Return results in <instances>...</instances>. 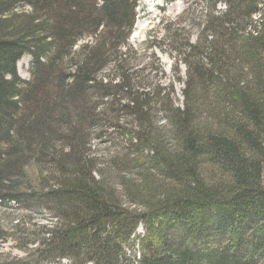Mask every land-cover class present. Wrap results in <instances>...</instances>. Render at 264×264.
Returning a JSON list of instances; mask_svg holds the SVG:
<instances>
[{
	"label": "trees",
	"instance_id": "1",
	"mask_svg": "<svg viewBox=\"0 0 264 264\" xmlns=\"http://www.w3.org/2000/svg\"><path fill=\"white\" fill-rule=\"evenodd\" d=\"M138 2L0 0V206L50 220L0 264H264V0H196L179 89L130 57Z\"/></svg>",
	"mask_w": 264,
	"mask_h": 264
},
{
	"label": "rangeland",
	"instance_id": "2",
	"mask_svg": "<svg viewBox=\"0 0 264 264\" xmlns=\"http://www.w3.org/2000/svg\"><path fill=\"white\" fill-rule=\"evenodd\" d=\"M202 7L203 5L196 4V0L187 2L185 0H139L135 24L127 42L132 51L130 57L136 60L135 66H160L166 73V78L160 80L161 83L167 84L172 80L178 89L182 87L181 82L180 84L176 82L177 79H183L185 70L184 64L181 63L182 57L179 55L188 41L190 43L196 41L198 23L202 24L203 21L201 10L204 7ZM218 8L222 7L218 6ZM22 11L26 12L28 9L22 8ZM16 72L22 83L32 81V58L29 55L23 56L17 62ZM28 106V103L25 105L21 103L16 113L17 119L29 114L26 111ZM37 142L38 139L34 138L28 146L25 140L21 144L25 171L34 181H36L37 163L45 164L46 161L47 165V160L41 159L36 154ZM106 152L108 157H112L114 150L109 149ZM47 216L42 209L38 208L21 205L17 207L14 204L7 207L0 206V222L7 231L6 241L0 242V262L23 259L27 256L29 250L35 248L31 242L49 226L50 220ZM142 231V226H139L136 236ZM136 236H132L133 243L137 241ZM18 244L24 249L16 247ZM55 264H66V262Z\"/></svg>",
	"mask_w": 264,
	"mask_h": 264
}]
</instances>
